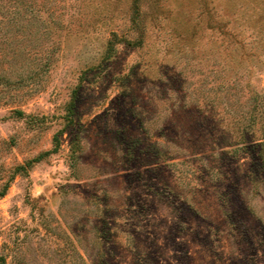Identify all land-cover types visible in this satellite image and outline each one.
<instances>
[{
  "label": "rangeland",
  "instance_id": "374dc122",
  "mask_svg": "<svg viewBox=\"0 0 264 264\" xmlns=\"http://www.w3.org/2000/svg\"><path fill=\"white\" fill-rule=\"evenodd\" d=\"M0 69L9 264H264V0H0Z\"/></svg>",
  "mask_w": 264,
  "mask_h": 264
},
{
  "label": "trees",
  "instance_id": "16d2710c",
  "mask_svg": "<svg viewBox=\"0 0 264 264\" xmlns=\"http://www.w3.org/2000/svg\"><path fill=\"white\" fill-rule=\"evenodd\" d=\"M20 76L18 78H14L11 79L10 77H8L7 75H5V73L3 72V70L0 69V82L1 83H13V82H17L20 81ZM245 118V122H246V128L252 129L253 130V126L255 124H259V137L255 138V141H258L256 143L259 144L260 146V150L258 151V156L264 161V109L259 113V114H255L253 112H249L248 114H246L244 116ZM251 131V130H250ZM9 146V142H7L6 140H1L0 139V146ZM33 159L32 160H27L24 163H20L15 165L12 168V176H9L2 184L0 187V196L4 195L10 180L13 178L14 175L18 174V173H27L28 167H30L33 164ZM2 180V177L0 175V181ZM0 264H9L7 261V257L3 254L0 253ZM100 264H109L107 262H100Z\"/></svg>",
  "mask_w": 264,
  "mask_h": 264
}]
</instances>
